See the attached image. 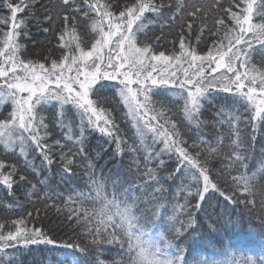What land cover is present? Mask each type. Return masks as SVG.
I'll list each match as a JSON object with an SVG mask.
<instances>
[{
  "label": "snow or ice",
  "instance_id": "snow-or-ice-1",
  "mask_svg": "<svg viewBox=\"0 0 264 264\" xmlns=\"http://www.w3.org/2000/svg\"><path fill=\"white\" fill-rule=\"evenodd\" d=\"M2 6L9 15L0 16L8 29L0 32V107H9L0 111V187L15 197L27 185L37 200H53L77 238L58 243L31 212L5 219L0 264H23L19 254L35 245L83 253L73 264H107L98 257L113 249L119 251L111 264H264V252L226 262L201 259L197 238L206 197L218 194L264 213V151L256 171L248 169L257 134L264 141V0H4ZM220 9L222 16L211 15ZM32 24H47L41 30L63 49L47 66L48 57L45 63L27 58L22 38L30 37ZM148 25L176 30L170 54L140 36ZM194 25L196 44L205 31L215 37L205 54L192 42ZM105 89L127 109L139 145L120 134ZM220 93L227 96L216 112V137L205 139L202 117ZM225 124L227 136L220 131ZM97 132L115 155H131L139 180L134 189L113 180L109 191L88 164L86 145ZM213 160L220 164L215 172ZM79 169L88 176L86 190L60 197L57 206L44 173L58 171L63 179ZM217 223L208 231H219Z\"/></svg>",
  "mask_w": 264,
  "mask_h": 264
},
{
  "label": "trees",
  "instance_id": "trees-1",
  "mask_svg": "<svg viewBox=\"0 0 264 264\" xmlns=\"http://www.w3.org/2000/svg\"><path fill=\"white\" fill-rule=\"evenodd\" d=\"M41 3L47 2V0H40ZM79 2V0H78ZM101 3L106 0H100ZM166 4L174 5L175 0H164ZM189 0H186V3ZM206 4H215V0H201ZM221 3H225V0H220ZM4 0H0V16H8L9 11L3 7ZM166 15L169 14L165 13ZM152 13H147L146 16L151 17ZM212 16H222L223 10L220 9L217 12L211 13ZM36 16L42 19V14L37 5ZM81 24L86 19L83 16L78 18ZM47 24L37 28L35 24L29 26L30 37L22 38L23 43L26 45L27 58L33 61L45 63V58L48 57V63L51 59H58L63 49H57L55 45L57 40L54 36L45 34L41 29L47 27ZM56 27H60L58 24ZM7 27L0 25V32L7 31ZM147 34L148 42L154 45V49L157 51H165V54H170L173 48L171 43L175 40L176 30L169 31L167 27L161 30L160 27L154 25H148L144 33H140L143 37ZM79 34V33H78ZM198 35L197 26L194 25L192 36V42L196 46L197 51L200 54H205L211 46L215 37L210 36L207 31L200 38V43L196 44L195 37ZM157 37L160 39L157 41ZM2 39V37H0ZM67 39L71 40L69 36ZM83 46V45H82ZM178 50V43L175 45ZM259 67V65L257 64ZM105 98L107 100L106 107L112 109V114L116 118V123L120 126V134L127 140L129 145L133 144L135 140L139 145V137L137 135L136 128L133 127V121L126 116L127 109L120 101L119 96H113L110 89H105ZM227 94L220 93L216 96V101L206 108V115L202 117L205 121L204 126L201 129L203 137L205 139L215 138L217 129L213 127V124L218 119L216 116L217 109L220 104L225 103L223 99ZM169 100L175 99L169 97ZM8 104H4L0 107V111L8 108ZM225 111H228L226 108ZM46 122L51 119L47 113L44 114ZM73 127L75 128V119H73ZM65 132L67 129L64 130ZM220 131L224 132L227 136V125H222ZM251 131L250 127L247 129ZM57 138L60 136V130L56 129ZM106 137H102L98 132L93 133L89 137V142L86 145L88 152V164L92 165L95 169L97 176L102 175L106 182L109 191H112V181L116 180L120 183L127 181L124 184L125 188L130 186L134 189L133 181L139 183L137 180V174L135 166L132 163L131 155L127 152L123 156L115 155L114 145L110 146L105 143ZM227 143V140H225ZM106 149V151L104 150ZM3 151L0 146V152ZM264 151V141L261 140L260 135L257 134V140L255 144V150L248 160V169L252 172L256 171L258 162L261 158V153ZM18 155V152H17ZM31 158V154H30ZM39 157L36 158L35 163L39 164ZM213 165V171H218L220 168L219 160H213L210 162ZM131 166V167H130ZM142 167V165H141ZM50 179L48 183L50 185V194L53 195L57 206L60 205V197L65 200L68 195H75L76 191L86 190L88 186V176L83 169H79L76 174L71 178L64 177L61 179V174L58 171H46L44 173ZM29 180L32 183H36L37 179L34 178L31 172L27 173ZM38 187H41L38 185ZM173 189H170V192ZM32 191L30 186H24L19 191L15 192V197L6 195L2 187H0V222L5 219L19 218L20 215L26 213H33V222L42 227L47 235L55 239L58 243H67L72 239H76V233L72 232L68 224L63 221V216L53 208V200H49L47 204L43 200H37L35 196L29 195ZM58 194V195H56ZM209 196L212 193L208 194ZM183 201H181L182 203ZM208 205L207 212L203 214L202 219L204 223L200 226V232L197 238L200 239L198 246V256L201 259H214L216 261L226 262L233 259H241L245 256L259 257L264 252V213H261L259 207L255 210L249 211L243 209V206H235L226 202L219 195H215L210 201L207 200ZM243 209V210H242ZM37 212L39 213L37 217ZM200 215V214H197ZM212 221H217V232H209L208 225ZM106 248H112V246H104ZM118 249H113L110 252L102 251L98 258L103 259L107 264H111V260L115 256V252ZM119 259V257H116ZM19 259L23 264H73L75 260L84 259V254L75 249H68L62 247H54L52 245H35L23 250L19 254Z\"/></svg>",
  "mask_w": 264,
  "mask_h": 264
}]
</instances>
